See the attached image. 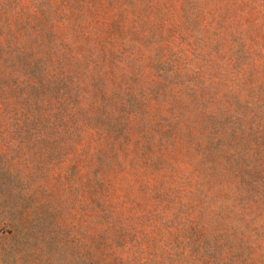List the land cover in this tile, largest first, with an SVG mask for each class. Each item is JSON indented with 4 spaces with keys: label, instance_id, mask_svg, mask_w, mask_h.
Returning <instances> with one entry per match:
<instances>
[{
    "label": "rangeland",
    "instance_id": "374dc122",
    "mask_svg": "<svg viewBox=\"0 0 264 264\" xmlns=\"http://www.w3.org/2000/svg\"><path fill=\"white\" fill-rule=\"evenodd\" d=\"M0 264H264V0H0Z\"/></svg>",
    "mask_w": 264,
    "mask_h": 264
}]
</instances>
